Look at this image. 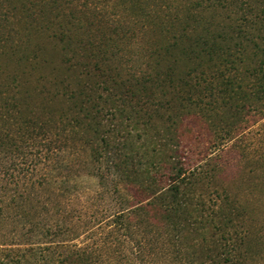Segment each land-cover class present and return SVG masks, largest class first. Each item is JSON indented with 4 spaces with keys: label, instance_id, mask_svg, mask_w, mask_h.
<instances>
[{
    "label": "trees",
    "instance_id": "obj_1",
    "mask_svg": "<svg viewBox=\"0 0 264 264\" xmlns=\"http://www.w3.org/2000/svg\"><path fill=\"white\" fill-rule=\"evenodd\" d=\"M39 1L41 7L48 2ZM203 1L177 4L180 14L169 26L153 18V67L144 75L123 65L131 30L114 24L106 10L87 16V4L70 0L54 12L55 26H44L58 44L65 73L47 53L37 57L25 51L11 58L12 81L19 70L23 81L16 93L0 88V158L34 145L36 160L48 170L61 152L71 157L87 151L86 163L113 203L105 216L92 212L91 218L84 204L72 213L58 198L43 201L51 194H74L66 184L29 180V167L14 179L16 191L0 189V221L14 212L20 224V240L0 245V264H165L170 259L183 264L193 258L182 245L189 229L197 234L195 244L202 243L193 251L195 264H248L243 213L227 195L216 202L197 191V177L186 173L181 159L175 161L176 148L153 142L151 152L138 159L121 149L130 138L123 117L150 120L170 102L168 94L186 93L182 98L188 101L193 94L212 98L203 102L222 105L219 111H228V118L264 101V0L254 5ZM190 12L205 31L180 28ZM38 66L48 71L34 83ZM42 78L47 81L39 84ZM105 117L114 121L111 136L103 130ZM9 120L17 121L14 128ZM223 123L230 127L229 120ZM51 211L54 218L45 219Z\"/></svg>",
    "mask_w": 264,
    "mask_h": 264
},
{
    "label": "rangeland",
    "instance_id": "obj_2",
    "mask_svg": "<svg viewBox=\"0 0 264 264\" xmlns=\"http://www.w3.org/2000/svg\"><path fill=\"white\" fill-rule=\"evenodd\" d=\"M64 1L66 0H48L41 7L39 0H0V88L5 94L16 93L20 81H23L20 70L18 81L17 79L12 81L10 77L14 70L12 59L21 52L27 51L29 55L36 54L37 57L47 53L52 64L57 65L58 69L61 68V73L66 72L64 67L59 65L60 53L56 40L50 32L44 30L46 24L55 26L54 12L64 7ZM70 1L79 7L87 4L90 8L86 12L87 16L100 9L106 10L114 24L131 30L129 33L131 44L128 48L130 51L124 55L127 60L123 65L138 75L152 72L153 54L150 51L156 34L151 31L152 21L154 19L157 21L160 17L166 24L164 26H169V23L174 22V14H180L177 11V4L204 2L203 0ZM246 1L251 5L258 2V0ZM199 20L196 14L190 12L188 19L183 20L184 23L180 28L185 25L193 34L203 32L205 26ZM177 30L178 27L175 26L174 33ZM169 40L172 41V38ZM36 45L38 50H35ZM178 45L182 44L178 43ZM198 60L196 58L195 61ZM184 61V64L188 63L186 59ZM46 71L47 68L40 66L37 70L34 69V83L36 76H41V72ZM45 81L47 80L42 78L37 82L44 84ZM184 96L188 94L183 93L176 97L173 94L166 95L168 100L172 97L170 102L152 114L150 120L139 115L132 118L123 117V126L129 130L130 138L128 148L121 149L138 159L151 152L153 142H162L167 146L170 144L171 147L176 148L175 161L181 159L183 167L187 170L186 173L193 172L194 178L197 177L194 183L197 191L210 193L216 202L227 195L228 201L243 213L242 218L247 221L244 240L245 247L249 251L248 264H264V101L257 102L248 113L241 112L237 118H228V111L225 113L219 111L222 105H207L203 102L212 98L193 94L192 100L188 101L182 98ZM161 98V94L157 92L155 101L158 102ZM102 119L103 130L111 136L114 132L112 127L114 121L109 117ZM225 120H229L230 127L224 125ZM15 122L17 121L9 120L12 128L15 127ZM12 135L17 136V133L12 131ZM38 151L34 145L27 146L23 151L8 153L7 157L0 158V189L7 194L13 193L16 191L14 179L19 178L29 167H33L29 173V180L36 178V181L43 180L51 183L52 186L66 184L74 194L62 197L51 194L50 197L43 198V201L50 199V202L54 203L58 198L67 204L68 210L72 213L84 204L88 206L91 218L94 217L92 212L100 217L109 212L113 197L101 190L97 178L93 175L92 166L86 163L87 151L81 150L80 155L71 157H68L66 151L61 152L58 156L59 160H55L48 170L36 160L35 154ZM51 213L47 215L46 212L45 219H53V211ZM16 216V213L12 212L8 219L0 221V245L20 240L18 235L20 224L18 226ZM237 218L234 221L236 223L242 220ZM195 241L197 234L195 235L191 229L186 231L182 245L186 248V252L193 255V258L190 255V260L183 264H195L193 251L198 252L202 247V243L195 244ZM165 264L178 263L170 259Z\"/></svg>",
    "mask_w": 264,
    "mask_h": 264
}]
</instances>
